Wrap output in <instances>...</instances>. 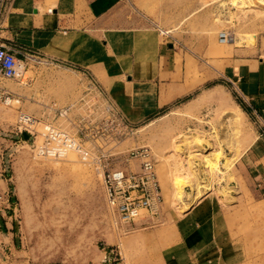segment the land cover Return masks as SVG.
<instances>
[{"label":"rangeland","instance_id":"obj_1","mask_svg":"<svg viewBox=\"0 0 264 264\" xmlns=\"http://www.w3.org/2000/svg\"><path fill=\"white\" fill-rule=\"evenodd\" d=\"M149 4L143 6L146 12L166 28L175 26L170 22L172 8L180 18L191 15L180 28L193 31L184 38L175 35L172 42H177V50L182 47L178 42L190 45L191 40L200 47H193L198 70L185 79L190 83L198 78V87L134 125L104 92L86 94L91 103L113 105L130 124L125 134L116 125L105 131L114 132V141L104 137L97 142L105 150L114 149L111 168L136 171L140 159L130 152L142 147L151 151L162 187L160 214L123 224L107 202L106 168L84 160L76 149L40 152L46 123L77 137L75 122L83 109L76 107L69 119H54L50 107L65 106L68 100L50 99L48 86L54 79L48 63L29 61L25 79L6 82L27 99L0 103V174L6 173L8 179L2 176L3 184L0 181V209L7 203V193L12 205L11 218L0 210V264H100L105 251L114 247L129 264H264L263 126L247 111L233 82L236 76L223 71L225 59L232 58L238 47L250 52L264 46V5H235L230 0ZM160 4L168 5L163 19ZM208 25L213 30L206 32ZM223 31L231 33V42L220 41ZM212 43L231 52L207 53ZM74 80L75 96H81L82 77ZM36 94L39 99H30ZM31 116L38 124L20 122ZM82 143L95 153L94 144Z\"/></svg>","mask_w":264,"mask_h":264},{"label":"crops","instance_id":"obj_2","mask_svg":"<svg viewBox=\"0 0 264 264\" xmlns=\"http://www.w3.org/2000/svg\"><path fill=\"white\" fill-rule=\"evenodd\" d=\"M137 1L144 5H137ZM149 1L152 0H13L2 20L1 40L21 59L27 50H33L43 59L53 61L47 67L54 79L48 86V97L68 100L62 106L72 107L68 119L76 109V99L87 93L94 80L100 93L104 92L112 104L118 103L120 113L134 125L164 111L199 85L198 78L190 83L185 80L187 74L198 70L194 67L197 42H178L182 46L179 50L177 42H172L175 35L184 38L193 31L187 26L180 28L191 15L180 18L179 11L172 8L170 22L175 26L166 28L160 19L162 23L158 24L146 12L143 6L151 7ZM167 7L159 5L160 18L167 14ZM162 30L168 33L164 36ZM212 30L208 25L205 31ZM212 44L206 48L207 53L231 52L227 47ZM234 51L232 58L223 61V71L236 76L233 82L238 94L247 111L261 122L264 133V46L250 52L241 47ZM77 75L83 81L80 98L75 96L72 83ZM14 92L18 99H27L26 95ZM30 99L39 97L36 94ZM0 175L2 184V176L8 181L6 173ZM6 201L1 215L11 218L9 193Z\"/></svg>","mask_w":264,"mask_h":264},{"label":"built area","instance_id":"obj_3","mask_svg":"<svg viewBox=\"0 0 264 264\" xmlns=\"http://www.w3.org/2000/svg\"><path fill=\"white\" fill-rule=\"evenodd\" d=\"M12 1L0 0V103L6 105H11L15 100L20 101L16 97V93L6 85V82L9 80L22 81L25 79L29 61L42 63L44 60L48 64L53 63V61L43 59L38 52L33 50H27L25 58L21 59L14 49L8 47L1 40L2 20ZM227 34L224 35V38L232 36L231 33ZM91 92H95L96 94L100 92V88L94 80L87 87V93ZM87 96L88 94L81 97L76 106L79 109H83V112L79 113L78 120L75 122L78 127L76 132L78 138L67 130H61L52 122H47L45 133H42L44 143L39 148L40 152L43 154H63L65 148L76 149L83 155L84 160L88 161L89 159L95 165L103 169L106 168L103 176L107 202L123 224L133 225L144 215L150 217L158 216L162 208L163 194L151 151L147 147H142L140 149H133L130 152L132 158L140 159V166L136 171L111 168L109 158L114 156V149L111 148L110 151L105 150L99 147L97 142L103 140L104 137L110 139L111 142L114 141V132L109 130L110 134L107 135L105 131L116 125L123 130L122 134H125L126 131H129L130 124L121 117L113 105L111 106L112 103L110 101L111 104L101 107L97 103H91L92 99ZM71 108V106L65 108L57 107L53 104L50 110L54 114V119L57 117H66L68 119V112ZM103 114H107L108 117H102ZM20 122H23L22 124L25 125L27 122L38 124V119L31 116L28 120L21 118ZM29 127L35 128V125H29ZM117 134L115 136L118 139ZM79 138L80 141L78 140ZM82 141L94 144L95 153L85 148ZM100 264L129 263L125 260L122 252L114 247V249L105 251L104 259Z\"/></svg>","mask_w":264,"mask_h":264},{"label":"bare ground","instance_id":"obj_4","mask_svg":"<svg viewBox=\"0 0 264 264\" xmlns=\"http://www.w3.org/2000/svg\"><path fill=\"white\" fill-rule=\"evenodd\" d=\"M221 1H223V2H227V0H220V2ZM230 1H232L235 5H237V3L238 4H241L242 2H246V3H251V2H253L254 3V5H256V7H259L258 5H264V0H230ZM249 1V2H248ZM263 9H264V6H263ZM262 9V10H263ZM50 11H52V9H49ZM228 32L227 31H223V32H221L220 34V41L222 42V43H227V42H231L232 41V38L231 37H225L224 38V35H228L227 34ZM251 38H253V39H255L256 38V34H252L251 35ZM246 39H247V37H246ZM239 41V40H238ZM237 41V42H238ZM253 41V40H252ZM236 43V42H235ZM241 45V44H240ZM19 96V95H18ZM14 102H19L18 100H15ZM239 111H241L240 109H239ZM72 150H75V149H72ZM68 153H70L69 151H68ZM78 155V154H77Z\"/></svg>","mask_w":264,"mask_h":264},{"label":"water","instance_id":"obj_5","mask_svg":"<svg viewBox=\"0 0 264 264\" xmlns=\"http://www.w3.org/2000/svg\"><path fill=\"white\" fill-rule=\"evenodd\" d=\"M25 136L28 137L29 135L27 133H25Z\"/></svg>","mask_w":264,"mask_h":264}]
</instances>
